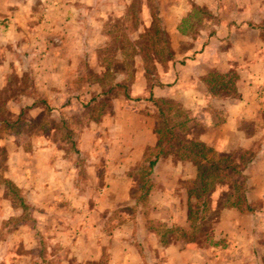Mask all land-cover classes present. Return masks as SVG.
<instances>
[{
  "label": "crops",
  "instance_id": "1",
  "mask_svg": "<svg viewBox=\"0 0 264 264\" xmlns=\"http://www.w3.org/2000/svg\"><path fill=\"white\" fill-rule=\"evenodd\" d=\"M130 1H27L41 8L34 11L19 0H0V118L13 120L23 110L30 120L41 109L37 101L47 102L49 107L61 102L59 111H63L67 101L83 99L80 59L89 51L86 47L93 52L104 22L109 17H121ZM157 1L160 26L172 41L173 61L158 72L159 86L149 91L141 72H137L128 97L112 100L110 127L114 125L123 139L116 140L111 148L123 153L108 160L109 171L103 178L105 186L99 189L100 196L129 200L132 169L155 145L156 111L148 101L151 93L152 97L178 103L195 117L201 125L198 139L218 155L232 150L252 153L253 159L243 171L244 196L250 211H224L223 217L209 228L208 238L166 247H159L156 235L149 229L147 222L151 218L140 214L135 224L129 221L114 230L116 257H110L109 264H143L145 260L147 264H264V0ZM192 6L207 11L213 23L209 18L202 19L200 27L180 34L176 26L191 15ZM91 13L93 16H89ZM89 22L97 37L86 46L84 35ZM178 41L186 43L182 50ZM89 64L97 66L94 56ZM208 73L233 74L236 97L211 95L202 82ZM73 79L79 81L81 90L72 97L69 89ZM216 113L219 121L214 120ZM12 134L0 138V150L6 151L3 177L28 200L36 195V181L43 182L40 192L50 197L57 196L55 183L59 181L60 195L66 196L75 179L73 162L29 156L20 143L14 142L17 135ZM37 144L35 151L45 152L50 145L45 140ZM192 174L190 163L171 158L153 166V185L148 192L153 207L146 210L150 213L154 209L162 226L166 225L163 227L185 224L186 195L176 183ZM8 209L12 210L11 205L0 186V216ZM3 220L1 217L0 226ZM133 238L147 257L132 243Z\"/></svg>",
  "mask_w": 264,
  "mask_h": 264
},
{
  "label": "rangeland",
  "instance_id": "2",
  "mask_svg": "<svg viewBox=\"0 0 264 264\" xmlns=\"http://www.w3.org/2000/svg\"><path fill=\"white\" fill-rule=\"evenodd\" d=\"M19 1L24 2L23 5H28L29 7L26 6V8H31V10L39 11L41 9L34 4H27L29 0ZM132 1L137 2L138 0ZM140 1L145 2L146 0ZM148 1L154 9L160 24L158 1ZM32 7L35 9H32ZM199 11L197 20L199 18L200 21H194V28L201 26L202 19L207 20L209 18V23H213L212 17L207 11L203 9ZM143 15L145 16H141L142 19L148 23L147 12H144ZM89 16H93L92 13ZM88 26L90 27L88 28ZM91 26V22H89L85 29L86 46L97 37L95 35L96 31L91 29ZM165 38L171 47V38L166 33ZM99 39L100 41L96 47L101 43L103 36L100 35L96 40ZM185 44L177 42L180 50L184 48ZM86 48L89 51H85L84 57L90 62L94 55L91 48ZM134 64H139L136 57ZM138 66L137 72H141ZM160 71L161 69L158 70V72ZM232 76L233 74L230 73L228 80L233 81ZM14 83L15 81H12L11 84ZM79 89L81 90L79 81L73 79L69 89V92L73 94L71 96L73 97L75 92H79ZM10 90L12 89L10 88ZM82 91H84V87ZM87 100L88 98L85 96L82 101H67V109L63 111H59L61 102H56V105L49 107L47 102L38 101L37 103L41 105V109H37L33 113L35 116L30 119L32 126L27 133L30 138L27 139L22 134L20 136L21 141H16L20 144L23 143L25 146L29 145L26 147L27 153H29V156H37V159L52 158L54 160L63 158L69 163L73 162L76 167L72 178L75 179L71 184L77 190L75 191L72 186H69L68 194L66 196L60 195L59 188L61 186L57 181L55 183L57 196L50 197L46 193L40 192V189H43V182L36 181V195L29 200L27 197H23V205L19 204V200L16 199L15 205L17 206L14 207L6 198L12 210L8 209L0 216V218H5L0 226V241L3 242L0 243V256L3 257V264H109V258L116 257L117 244L114 242L113 232L117 227L129 221H133V224H135L134 219L140 214L144 218L146 216L151 218L149 223L147 222L151 230L159 233L163 226H166L165 224L162 226L163 223L160 221L158 213L154 212V209L150 213L147 212L148 207H153L149 199L145 205L142 202L135 204L136 197L133 195H138L137 188L143 182V169L141 170L139 164L135 165L131 172L129 200L100 196L102 195L100 190L105 186L103 178L109 171L108 160L123 153V151L119 153V150L114 147L111 148L114 146V142L120 138L121 133H117L118 131L114 129V125L110 127L109 117L112 114V109L109 101H104V107L99 112L104 116L102 115L103 117L100 118L101 121L98 125L83 126L85 120L81 119L80 107ZM179 106L182 108L181 105ZM183 111L188 120L190 133L198 136L201 133V125L195 117L189 116L186 110L183 109ZM97 112L95 111L96 114ZM220 119V116L216 113L214 120L219 121ZM153 125H155L154 120ZM32 135L36 136L33 138ZM44 140L50 143L47 152L37 149L35 151L34 146H39L37 142ZM1 153L2 156L6 155L5 150H1ZM239 153L235 150L228 152L233 158L239 156ZM251 154V152H244L242 158L246 159ZM176 185H180V188L184 191L192 188L191 183L186 180L180 182V184L176 183ZM211 225L212 223L209 221L203 223L194 239L201 242L208 238ZM133 241L132 243L137 246L140 253L147 257L146 253H143L144 248H141L136 239L133 238ZM154 252L156 253L155 249ZM147 263L149 261L145 260L143 264Z\"/></svg>",
  "mask_w": 264,
  "mask_h": 264
},
{
  "label": "trees",
  "instance_id": "3",
  "mask_svg": "<svg viewBox=\"0 0 264 264\" xmlns=\"http://www.w3.org/2000/svg\"><path fill=\"white\" fill-rule=\"evenodd\" d=\"M143 9L147 12L148 23L141 17L145 16ZM199 10L192 6L191 15L181 19L177 24L178 33H191L196 29L194 21H200L199 18L197 20ZM100 32L103 39L93 50L97 67L90 66L83 54L78 69L84 86V94L81 97L88 98L80 107L81 119L85 120L83 126L99 124L100 118L104 116L99 112L106 101L111 103L117 96L128 97L127 91L134 81L137 65L150 91L160 85L158 70H166L173 61L174 52L148 0L145 2L131 0L122 18L109 17ZM135 57L139 64H134ZM229 75L230 73L225 75L208 73L202 82L211 95L224 94L227 97H236L233 81L228 80ZM148 101L156 111L153 125L155 145L143 153L138 163L141 170L143 169V182L137 188L138 195H133L136 197L135 204L142 202L145 205L148 202V192L152 187V168L159 160L171 158L193 166V174L186 180L192 185V188L185 189L186 222L183 226L163 227L159 233L153 230L159 247L195 241L199 227L208 221L212 224L217 222L223 217L224 211L235 210L239 213L250 211L244 196L243 171L253 159V155L246 159L242 158L244 153L241 152L235 158L228 153L218 155L211 147L202 143L198 136L190 133L186 115L177 103L152 97L151 93L148 95ZM95 111H98L97 114ZM31 126V120L24 116L23 110L13 120L0 118V138L2 135L13 133L12 135H17L13 139L14 142L21 141L22 134L28 139L30 137L27 133ZM34 136L36 135H32ZM21 145L28 152L26 147L29 145L25 146L23 143ZM5 171V157L0 150V186L3 187V195L14 207L17 206L16 199L23 205V196L19 189L3 177Z\"/></svg>",
  "mask_w": 264,
  "mask_h": 264
}]
</instances>
